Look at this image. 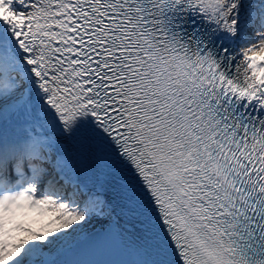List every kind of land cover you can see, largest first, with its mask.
<instances>
[{"label": "snow or ice", "instance_id": "snow-or-ice-1", "mask_svg": "<svg viewBox=\"0 0 264 264\" xmlns=\"http://www.w3.org/2000/svg\"><path fill=\"white\" fill-rule=\"evenodd\" d=\"M0 264H264V0H0Z\"/></svg>", "mask_w": 264, "mask_h": 264}]
</instances>
